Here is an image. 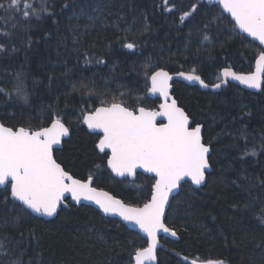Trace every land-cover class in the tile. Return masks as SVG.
<instances>
[{
	"label": "trees",
	"instance_id": "trees-1",
	"mask_svg": "<svg viewBox=\"0 0 264 264\" xmlns=\"http://www.w3.org/2000/svg\"><path fill=\"white\" fill-rule=\"evenodd\" d=\"M0 4L7 7V0ZM172 4L169 12L164 0H48L53 14L40 20L0 8V29L12 33L10 39L0 37L6 46L0 52V87L11 89L20 72L28 91V103L0 94L1 123L38 129L59 115L70 134L54 151L57 162L78 179L93 178V186L126 204L142 206L154 180L142 174L134 180L113 177L107 156L95 146L100 135L86 131L83 114L113 97L130 108H155L159 99L145 95L146 74L195 69L213 84L225 67L251 73L261 50L233 32L229 17L212 24L211 44H201L204 23L221 10L207 0ZM193 4L197 12L181 23V13ZM122 40L136 48L123 47ZM172 94L192 126L202 125L212 170L203 187L194 189L185 182L171 199L165 223L179 239H160L157 264L208 259L264 264V223L258 218H264V84L253 93L231 83L211 92L173 82ZM245 149L257 154L243 155ZM17 205L0 204V241L5 245L0 264L17 259L21 264H132L133 253L146 246L139 234L90 206L69 205L44 220Z\"/></svg>",
	"mask_w": 264,
	"mask_h": 264
},
{
	"label": "snow or ice",
	"instance_id": "snow-or-ice-1",
	"mask_svg": "<svg viewBox=\"0 0 264 264\" xmlns=\"http://www.w3.org/2000/svg\"><path fill=\"white\" fill-rule=\"evenodd\" d=\"M164 3L167 11L174 10L172 0H164ZM208 3L209 6L222 11L204 23L199 33L201 44L213 42L208 34L213 23L230 17L229 22L232 23L234 33L247 34L241 38L252 37L259 41L260 45H264V0H208ZM0 8H5V11L13 16L18 15L28 20H40L44 14L49 17L53 14L48 7V0H7V7L0 4ZM197 10V5L193 4L190 10L181 13L180 22L184 23L194 16ZM224 14H227V17ZM11 35L10 31L0 29V37L10 39ZM188 35L191 41L193 33L190 31ZM122 46L129 50L136 48L134 42L124 43L123 40ZM5 50V44L0 43V52ZM16 50L14 46L11 48L13 52ZM178 75L187 81L198 82L204 88L209 87L204 79L196 74L195 69L187 73L181 71ZM229 77L248 88L261 89L264 84V48L259 51L254 71L249 74H237L231 68L225 67L217 77L219 82L211 87L219 89L222 84L228 82ZM172 79V75L163 69L150 75L146 74L147 93L163 97L164 102L159 105V110L143 106L130 108L123 100L113 97L111 101L101 100V106L94 107L82 116V123L88 129L102 133L96 147L107 156V167L112 172L119 176H134L137 169H143L145 173L154 174L151 177L154 183L151 185L150 199L143 203L142 207L127 205L107 192L98 191L91 186V177L87 180L78 179L57 162L54 146L61 143L62 137L69 135V127L59 115L52 119L49 127L38 129L0 123V195L3 196L0 204H11L15 209L18 207L16 202H19L21 212L30 210L40 216L52 217L64 203L66 194H70L76 203L82 200L92 201L105 214L120 216L146 235L148 246L136 250L135 264H148L153 261L157 233L163 231L171 232L173 236L177 234L164 223L170 194L185 178L193 185L203 184L206 170L210 169L211 148L203 142L202 125L197 123L192 126L189 115L178 106L175 99L170 98ZM73 91L79 89L73 86ZM0 94L8 98L15 96L28 103L24 74L17 72L11 89L0 87ZM124 95L120 93V96ZM158 118L163 119L158 122ZM106 150L110 151V155ZM256 154L255 149H245L243 152V155ZM258 218L264 223V218ZM16 221L19 222V217H16ZM4 247V243L0 241V249ZM12 264L21 262L17 259L12 261ZM192 264H197V261L193 260ZM203 264L225 262L208 259Z\"/></svg>",
	"mask_w": 264,
	"mask_h": 264
},
{
	"label": "water",
	"instance_id": "water-1",
	"mask_svg": "<svg viewBox=\"0 0 264 264\" xmlns=\"http://www.w3.org/2000/svg\"><path fill=\"white\" fill-rule=\"evenodd\" d=\"M207 1H208V0H207ZM221 11H222V10H221ZM224 15L227 16V14H224ZM229 18H230V17H229ZM238 31H239V30L237 29L236 32H238ZM242 35L247 36V34H242ZM248 38L251 39L252 41H254L255 43H257V44L261 47V49L264 48V45H260V44H259V41L255 40V39L252 38V37H248ZM257 58H258V56L256 57V59H257ZM256 59H255V61H256ZM255 61H254V68H253V71L255 70ZM158 70H160V69H158ZM158 70H156V71H158ZM232 70H233V69H232ZM165 71H166V70H165ZM233 71H234V70H233ZM180 72H181V71H180ZM183 72H185V71H183ZM221 72H222V70H221ZM221 72H220V73H221ZM178 73H179V72H177V73H170V72H169V74L172 75V77H173V79L170 81V84H171V88H170V98H171V99H175V98H174V95L172 94V91H173V82H182V83H184V84H186V85H188V86H196V87H198V88H199L200 90H202V91H211V92H218L221 88L226 87L228 83H231V84H233V85H236V86H238L239 88H241V89H243V90H245V91H249V92H253V93H256V92H258V91L261 90V89H251V88H248L246 85L241 84L239 81H236V80L232 79L231 77H229V78H228V82H227L226 84H222V86H221L219 89H216V88L211 87L212 84H208L207 82H205V83H207V84L209 85V87H208V88H204V87H202L201 85H199L198 82H190V81L185 80L183 77L179 76ZM185 73H187V72H185ZM236 73H237V72H236ZM237 74H244V73H237ZM248 74H249V73H248ZM218 82H219V81H218ZM218 82H216V83H218ZM149 83H150V81H149ZM213 84H215V83H213ZM145 95H146V97H148V98H150V99H159V103L157 104V106H156L155 108L151 109V110H159V105H160L161 103L164 102L163 97H160L158 94H157V95H152V94H150V93H147V91H146ZM177 104H178V102H177ZM178 106H179V105H178ZM98 107H99V106H98ZM179 107H180V106H179ZM189 118H190V117H189ZM162 119H163V118H158V122H159L160 120H162ZM190 121L192 122V119H191V118H190ZM164 122L166 123V120H164ZM0 123H1V121H0ZM50 125H51V123H50L49 125L45 126V127H49ZM82 125L85 127V129H86V131H87L88 133H90V134H100V135H102V133H99L98 131H93V130L88 129L87 126H86L85 124L82 123ZM194 126H195V125H194ZM69 134H70V132H69ZM68 137H69V135L66 136V137H62V138H61V143H60L59 145H55V146H54V151L57 150V149H60L61 146H62V142H63L64 140H66ZM202 137H203V136H202ZM98 141H99V140H98ZM98 141H97V143H98ZM203 142H204V140H203ZM97 143H96V144H97ZM95 146H96V145H95ZM96 149H97V151H98L100 154H103V153H101V152L99 151V149H98L97 147H96ZM106 152H108V155H110V151H109V150H106ZM210 153H211V151H210ZM209 155H210V154H209ZM209 164H210V163H209ZM106 167H107V159H106ZM107 169H108V171L112 174L113 177H115L116 179H119V180H122V179L133 180V179L136 178L137 174H142V175L149 176V177H152V176L154 175V174H151V173H145L143 169H137V170H136V174H135L134 176H129V175H127V174H126L125 176H119V175H117L116 173L112 172V170H111L110 168L107 167ZM211 170H212V168H211V165H210V169L206 170V179H207V175L211 172ZM87 179H88V178H87ZM87 179H86V180H87ZM206 179H205V182H206ZM185 182L189 183L194 189L201 188V187H203L204 184H205V182H204L203 184H201V185H199V186H197V185H193V184L191 183V181L188 180L187 178H185V180L181 181V182H180V186H179L177 189H175V190L173 191V193L170 194V196H169V203H168V205H166V208H165V216H166L167 210H168V208H169V205H170L171 199H172V198H173V197L179 192L181 185H182L183 183H185ZM91 186L94 187V188H96L95 186H93V178H92V184H91ZM96 189H97L98 191L107 192V191H105V190H103V189H99V188H96ZM107 193H109V192H107ZM109 195L114 196V195H112L111 193H109ZM66 197H67V198L65 199L64 203H63V204L57 209V213H58V211L60 210V208H68L69 205H73V206H76V207L81 206V205H84V206H90V207L94 208L96 211H98V212L100 213V215H102L103 217H107V218L115 219V220L119 221L120 223H122L127 229H129V230H131V231H134V232H136L137 234H139V235H140L143 239H145V241H146V246H145V247L148 246V243H149L148 238L146 237V235H145L144 233H142V232L140 231V229H139L137 226H135V225H133V224L127 222V221H124V220H123L120 216H118V215H114V214H105V213L99 208V206L96 205V204H95L94 202H92V201H84V200H82L80 203H76L75 201H73V200L71 199L70 194H66ZM114 197H115V196H114ZM115 198L120 199V198H118V197H115ZM149 199H150V197H149ZM120 200H121V199H120ZM67 201H68L69 203H67ZM121 201H123V200H121ZM123 202H124V201H123ZM17 203H19V202H17ZM124 203H125V202H124ZM125 204H126V203H125ZM127 205H129V204H127ZM130 206H132V205H130ZM142 206H143V205H142ZM142 206H139V207H142ZM133 207H135V206H133ZM27 211H28L31 215L36 216V217H39V218H42V219H44V220L52 219V218H54V217L57 215V213H56V214H54L52 217H47V216H40V215H38V214L31 213L30 210H27ZM164 223H165V219H164ZM165 225H166L168 228L172 229V228H171L170 226H168L166 223H165ZM172 230H173V229H172ZM161 238L171 239V240H178V239H179V236H178L177 234H176V236H173V235L171 234V232H167V233H166V232H163V231L158 232V233H157V245H156V249H155V259H154L153 261L148 262V264H157V263H158L157 252H158V250H160L161 248H163V244H162V242H161V240H160ZM145 247H143V248H145ZM135 252H136V251H135ZM135 252L133 253V256H132V264H135ZM184 260L187 261V259H185V258H184ZM189 263L192 264V261L189 260ZM197 264H203V263H198V262H197Z\"/></svg>",
	"mask_w": 264,
	"mask_h": 264
},
{
	"label": "flooded vegetation",
	"instance_id": "flooded-vegetation-1",
	"mask_svg": "<svg viewBox=\"0 0 264 264\" xmlns=\"http://www.w3.org/2000/svg\"><path fill=\"white\" fill-rule=\"evenodd\" d=\"M153 109V108H152ZM98 135H100V134H98ZM104 154V153H103Z\"/></svg>",
	"mask_w": 264,
	"mask_h": 264
},
{
	"label": "rangeland",
	"instance_id": "rangeland-1",
	"mask_svg": "<svg viewBox=\"0 0 264 264\" xmlns=\"http://www.w3.org/2000/svg\"><path fill=\"white\" fill-rule=\"evenodd\" d=\"M131 184V183H130ZM130 205V204H129ZM133 206V205H132Z\"/></svg>",
	"mask_w": 264,
	"mask_h": 264
}]
</instances>
